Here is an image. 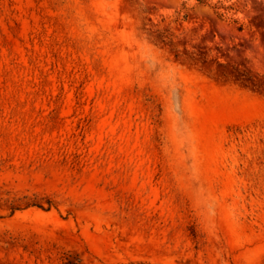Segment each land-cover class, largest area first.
<instances>
[{"label": "rangeland", "instance_id": "obj_1", "mask_svg": "<svg viewBox=\"0 0 264 264\" xmlns=\"http://www.w3.org/2000/svg\"><path fill=\"white\" fill-rule=\"evenodd\" d=\"M0 264H264V0H0Z\"/></svg>", "mask_w": 264, "mask_h": 264}]
</instances>
